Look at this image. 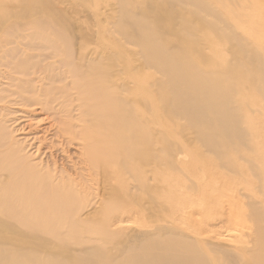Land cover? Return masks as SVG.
<instances>
[{
  "label": "bare ground",
  "instance_id": "6f19581e",
  "mask_svg": "<svg viewBox=\"0 0 264 264\" xmlns=\"http://www.w3.org/2000/svg\"><path fill=\"white\" fill-rule=\"evenodd\" d=\"M77 1L95 16L108 3L111 16L89 24L56 0H0V264H264L257 199L247 212H228L216 240L200 223L146 224L182 210L173 187L183 184L182 166L200 159H182V133L221 161L193 165L204 177L219 178L217 167L237 172L238 158L253 169L264 159L244 115L247 96L264 100L263 39L252 40L257 25L243 19L260 18L259 1ZM194 23L231 43L238 62L204 69L193 61L187 51L201 52L200 40L186 30ZM179 170L158 197L152 176Z\"/></svg>",
  "mask_w": 264,
  "mask_h": 264
},
{
  "label": "rangeland",
  "instance_id": "374dc122",
  "mask_svg": "<svg viewBox=\"0 0 264 264\" xmlns=\"http://www.w3.org/2000/svg\"><path fill=\"white\" fill-rule=\"evenodd\" d=\"M56 1L59 4V6H58L59 9H61L64 6L62 9H63V14H65V16H68V17L71 16L72 18H82V20H85V21L87 20L86 22L89 24L96 23L97 17L105 20V18L108 16V14H110L112 12L110 9L111 7L108 5V3H107V5H105L106 3H103L104 5L101 6L100 15L97 14L96 15L97 17H96L94 15V13L90 11L91 9L86 8V10H85L86 6L84 7V5L80 1H79L80 4H78L79 2L77 0H76V2H75V0L74 1L73 0H69V1L68 0H65V1L64 0H61V1L56 0ZM146 1L147 2L150 1V2H148L149 4L146 2L148 5L147 4L145 5V6H147L146 8H148V6H150V4H151V0H146ZM242 1L244 2L245 0H242ZM258 1L260 4L261 3L264 4V0H258ZM157 4H158V2H157ZM76 5H79V6H76ZM259 5H257V6L255 5L256 12L253 10L251 11V9H249L247 12H249V13H250V11L252 13L255 12V14L258 16L260 14L259 17L260 18L262 17L261 19L259 18V19H255V20H250V19H248L249 16H244L243 19L246 22L251 21L252 23L251 22L250 23L252 25H253V23L255 25H257L256 28H258V29H256V28L254 30L251 29L252 33H254V32L257 33V37L255 36V38H254V36H252L251 38H252V40L254 39L255 41H257L256 40L257 38H262L263 39L262 45H264V34H263L264 33V21H263L264 20V13H260L258 11L261 8V7H258ZM175 7H176V10L178 9L179 11H181V7H179V6H175ZM187 8L188 7L183 5L182 15L187 14V15H185V16H187V18H189V16H190L191 20H194L196 18V16L190 12H189L190 13L189 14L187 11ZM159 10H160V8H159ZM81 11H83V12H81ZM86 11L87 12L90 11V12L87 13ZM185 11H187V13ZM257 12H259V13L257 14ZM87 15H88V17H87ZM89 15H91V17H89ZM93 16H95L96 19ZM110 16L111 15H109L108 17H110ZM91 18H92V20H89ZM90 21H91V23H90ZM258 22L260 23L261 28H260V25ZM193 26H194V29L192 31L189 32L186 30V32L190 35H193V37H191V38H198L200 40V45H198L197 47L201 50V52H199L195 49L192 51L188 50L187 52L190 55L191 59L193 61H195L196 63H198L199 66L203 67L204 69H218V68L220 69V67L222 68V67H225L226 65H228L229 62H238L237 61L238 59L235 58L236 52H235L234 48L231 49V47H230L232 45L231 43L215 37L214 34L212 35V33H213L212 28H210L208 26H202L201 29L197 28L196 23H194ZM257 30H258V32H257ZM238 31H241L243 33V35L248 34V32L240 30V29H238ZM183 32L185 33V31H183ZM232 47H234V46L232 45ZM132 48L135 49L134 47H132ZM233 52H235V53L233 54ZM233 58H235V59H233ZM249 84L252 85V83H249ZM241 96L243 97L244 93L241 92ZM245 100L247 102L252 103V104H251V107L247 109L248 112H245L244 115L247 119H248V116L252 119L253 131L256 133V135L259 136V140H260L259 144L256 146V149L258 148L259 153L264 155V111H263V113H261V111L255 112L256 109H259V108L264 109V107L262 106L264 104V102H263L264 100L262 98H260L259 96H250V97L247 96L245 98ZM12 110H13V108H12ZM12 110H10V111H12ZM8 115H7V120L9 122L7 123V127H9L11 129L13 127L12 125H14V124H11L10 120H13L15 117H14V115H11V114H10L11 117L10 116L8 117ZM154 121L155 122H153V127L155 128V130L160 129L159 128L160 122L157 120H154ZM182 123H184L183 119H182ZM175 124H177L176 121L174 122L173 120H171L169 122L168 128L170 130L174 129ZM9 128L7 130H9ZM257 130L260 132V134ZM186 133H182V142H185V144L187 145V147H185L182 143V146H183V148H182L183 149L182 150L183 151L182 152V159L184 161H189L193 157V155L199 157L200 159H197L198 161L196 160L197 163L192 162V164L187 166V167L182 166V183L183 184L181 187H178V188L173 187L176 191L175 194L178 193L177 194L178 197H180L182 199V204H179V206L182 208V210L180 212H178V211L176 212L177 209L175 210V213H176L175 216L176 217H173L172 214H170V215L168 214V215L163 216V218L160 217L161 219L157 218L156 216H154L153 214L150 213L151 216H150V218L148 217L146 224L148 227L154 228V227H158L161 223L167 224L169 222L168 220H170L171 223L173 222L174 224H176L179 228H181L184 231V230H186L187 227L192 228V227H194V225L200 223V226L204 228L203 230H205V233H206L205 236L210 237L213 240H216L217 236H221L223 233H224L223 235H225V233H227L226 231L228 230V222L226 220V216L229 215V213L232 209H234L236 211H246L247 212L248 211V202H250V200H253V199L259 200L260 203L262 205H264V187H263L264 186V159L257 160L258 167L253 169L247 164L246 161H243L241 158H238L237 163L239 165V169L237 172H228V171H226L227 169H225V168L221 169L220 167H217L216 171L217 170L220 171L218 175L221 174L219 178L216 177L217 179L216 178L214 179V178H211L209 175L204 177L202 172L196 171L195 169H193L194 168L193 165H200V164L204 163L207 159H210V160L212 159V161L214 162L213 165L219 166L221 164V161L219 160V158H217L214 155L209 154L205 151H204L205 153L200 155L201 151L203 152L204 148L200 147L199 144L197 143V141H195L194 134L190 133V131H186ZM19 138H22V134L19 135ZM172 138L174 140V138L176 139L177 137L172 136ZM233 156L235 157V155H233ZM220 169L223 171H221ZM180 171L181 170L172 171V175H167V176L166 175H162V176L161 175L160 176L153 175L152 176L153 179L151 180V183L153 184L154 187L158 188V190L156 192V195H158V197H160L164 200L165 197H167L169 195V193H167L166 190H164V191L161 190L160 187L163 184L162 182L165 181L167 178V182L169 181L171 183V180L174 181V177H178L176 175ZM224 171H226V172H224ZM259 171L262 174L261 179L256 176V174ZM187 172H188V175H186V176L188 178L184 175V173L187 174ZM212 179H214V180H212ZM191 181H193V182H191ZM194 182H195V184H194ZM258 185L262 190L261 189L259 190V188L257 189ZM192 186H194V187H192ZM259 191H261V192H259ZM95 199H98V198H95ZM105 199H106V202L109 201L107 203H112V202L116 203V201L120 202V200H121V198H117L118 200L115 199V201H114V199H112L109 196V194L105 196ZM208 202H211V205L214 206L213 207L214 209L210 213H206V214L202 213L200 210V208H201L200 205L204 204V203H208ZM168 205H170V204H168ZM90 211H92V210H90ZM87 212H89V210L83 214H87ZM145 213L147 214V212H144V215H146ZM211 213H213V214H211ZM148 215H149V213H148ZM183 216H185V217L187 216V218H185ZM134 219L142 220L143 217H141V216L135 217L134 216L130 220L132 221ZM152 220H154V221H152ZM168 224H170V223H168ZM127 231H126L127 233L125 232L123 235H125V236L131 235V234H128V233H131V230L127 229ZM217 232L218 233L220 232L219 235H217L218 234ZM246 240H249V238H246Z\"/></svg>",
  "mask_w": 264,
  "mask_h": 264
}]
</instances>
